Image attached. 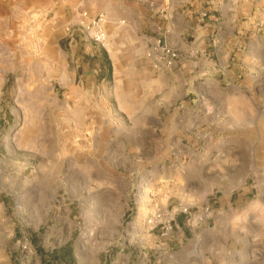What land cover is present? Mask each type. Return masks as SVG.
I'll use <instances>...</instances> for the list:
<instances>
[{
	"label": "rangeland",
	"instance_id": "obj_1",
	"mask_svg": "<svg viewBox=\"0 0 264 264\" xmlns=\"http://www.w3.org/2000/svg\"><path fill=\"white\" fill-rule=\"evenodd\" d=\"M79 1L0 0V264H182L187 247L196 264H264V77L235 97L212 87L209 113L176 104L156 142L123 150L109 126L140 118L84 114L75 34L100 12ZM246 7L256 36L229 59L264 61V0Z\"/></svg>",
	"mask_w": 264,
	"mask_h": 264
},
{
	"label": "crops",
	"instance_id": "obj_2",
	"mask_svg": "<svg viewBox=\"0 0 264 264\" xmlns=\"http://www.w3.org/2000/svg\"><path fill=\"white\" fill-rule=\"evenodd\" d=\"M222 1H79V6L87 5L104 15L109 38L108 44L102 47L84 34H75L78 41H74V45L83 47L77 58H80L81 67L86 64L89 70L83 79L86 84L95 86L91 91L94 99L89 96L86 105L82 106L87 109L84 114L106 117L116 114L128 120L140 118L138 124L121 121L109 126L108 130L115 134L113 140L120 143V148L135 150L153 139L156 142L153 136L167 132V120L178 103L196 101L198 111L206 109L209 113L214 100L212 87L220 93L224 90L223 97L230 94L235 97L241 95L244 87L262 85L264 75L260 72L264 69V61L252 59L255 56L239 62L229 59L232 54L246 55L244 34L248 27L251 29L246 15L249 0ZM251 31L252 36H256L257 26ZM155 37L177 46L179 53L174 67H163L152 52L151 43ZM189 37L192 39L187 40ZM216 50L226 53L228 59L216 63L206 56ZM189 54L195 61L188 60ZM241 67L249 69L250 73L239 81L229 80L226 85L229 71ZM90 72L94 74L90 75ZM207 73L213 77L202 80L201 76ZM230 86L238 90L229 94ZM259 100L263 99L260 97ZM100 129L98 134L104 131V128ZM176 236L181 242L184 239L181 231L177 230ZM186 249L187 258L180 261L196 264L193 251L190 247ZM157 264H173L172 258L161 259ZM198 264L205 262L200 260Z\"/></svg>",
	"mask_w": 264,
	"mask_h": 264
},
{
	"label": "built area",
	"instance_id": "obj_3",
	"mask_svg": "<svg viewBox=\"0 0 264 264\" xmlns=\"http://www.w3.org/2000/svg\"><path fill=\"white\" fill-rule=\"evenodd\" d=\"M86 14L87 12H84L82 16H85ZM104 19V16L99 13L94 17L89 18L88 23L84 25V35L86 38L98 43L102 47H105L109 42L107 32L104 29ZM151 50L158 56L160 64L166 67L173 66L178 57V51L166 44V42L160 38L152 40ZM174 211L187 214L189 213L186 207L178 208ZM193 215H195L196 218L203 217L204 219H209L212 216V210L209 208V206H205L199 210L197 214L194 213ZM147 222L150 223V220L148 219Z\"/></svg>",
	"mask_w": 264,
	"mask_h": 264
}]
</instances>
